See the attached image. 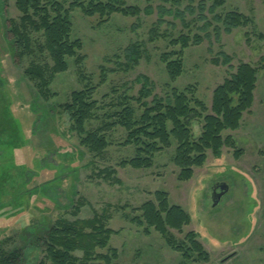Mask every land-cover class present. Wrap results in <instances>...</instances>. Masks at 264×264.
I'll list each match as a JSON object with an SVG mask.
<instances>
[{
	"label": "rangeland",
	"instance_id": "1",
	"mask_svg": "<svg viewBox=\"0 0 264 264\" xmlns=\"http://www.w3.org/2000/svg\"><path fill=\"white\" fill-rule=\"evenodd\" d=\"M57 1L69 9L76 0ZM123 1L140 8L142 14L138 18L114 14L103 20L87 17L81 9L71 12V39L81 41L83 48L76 58L67 60L68 71L55 78L45 101L25 72L32 63L49 67L53 63L47 53L19 58L11 21L18 23L21 15L15 2L0 0V252L19 253V264H41L46 260V235L56 222L105 214L107 227L118 234L100 254L116 249L118 264H188L156 229L147 235V226L136 222L147 203L158 205L160 192L168 195L171 207H180L191 220L182 232L169 230V237L184 243L195 233L210 257L207 264H264V0H225L218 13L238 12L251 21L250 26L223 34L221 42L213 38L190 47L184 52L183 74L175 81L162 57L181 51L170 45L181 35H203L198 30L203 24L185 29L177 21L176 30L166 24L152 37L162 0ZM180 1L182 9L190 4V0ZM148 7L154 9L153 15L145 14ZM166 19L175 23L173 18ZM34 39L44 43L42 36ZM134 44L140 45L143 58L126 71L125 51ZM221 54L232 59L230 66L222 64ZM217 60L220 65L214 64ZM242 63L259 70L254 105L237 131L223 134L224 139L235 140L241 156L227 147L218 158L208 151L205 165L195 168L189 181L179 180L175 140L170 149L155 156L151 169L122 168V162L136 156L135 147L123 146L128 136L124 129L108 131L110 146L96 156L81 146V138L71 130L69 116L62 110L74 92L96 88L99 110L86 131H97L114 121L109 116L120 111L116 105L123 94L138 97L143 86L138 80L143 77L160 98L174 89L179 93L191 90L211 110L214 92ZM103 71L107 81L101 85ZM131 106L139 118L142 109L135 102ZM203 127L202 121L193 123L195 140L202 136ZM107 168L116 171L120 184L98 177ZM220 182L227 183L230 192L213 208V187ZM76 256L81 258L82 253Z\"/></svg>",
	"mask_w": 264,
	"mask_h": 264
},
{
	"label": "trees",
	"instance_id": "2",
	"mask_svg": "<svg viewBox=\"0 0 264 264\" xmlns=\"http://www.w3.org/2000/svg\"><path fill=\"white\" fill-rule=\"evenodd\" d=\"M15 2L21 17L19 22L11 21L12 36L20 59L37 56L38 53H47L53 63L52 67L32 63L25 72V78L33 83L42 99L50 98V87L59 74L68 71L67 60L76 58L82 50L81 41H72L71 12L81 9L87 17L100 16L103 20L114 14L138 18L142 10L138 7L127 6L123 0H76L67 9L57 0H10ZM190 0V4L182 9L180 0H162L164 5L157 8L159 20L151 31L152 37L164 25L177 29L179 21L185 29L195 24H203L194 37L181 35L172 40V47H181L179 53L165 54L162 61L166 64L167 72L172 81L182 76L184 71V52L190 47L201 46L205 40L221 42L223 34L230 35L236 29L248 27L251 21L238 12L222 16L218 11L224 8L225 0ZM171 4L168 8L166 5ZM211 4V5H209ZM145 14H154V9L148 7ZM173 18L175 23L168 22L166 18ZM192 18V20H188ZM42 36L44 43L34 39ZM223 65L230 66L232 59L221 54ZM126 71L138 66L143 58L140 45H131L125 51ZM220 65V60L214 62ZM235 71V70H234ZM259 70L248 64H240L236 73L227 79L223 85L214 92L212 108L209 110L202 102L197 100L190 90L179 93L173 90L171 95L160 98L154 95L155 86L147 77L138 80L143 83L137 98L122 95L120 103L116 106L120 111L109 116L114 120L105 124L94 132H87V124L94 119L99 110V104L94 96L96 88H88L74 92L70 102L62 106V110L69 116L71 130L81 138V146L100 156L110 146L106 133L115 128H122L127 132V140L123 146L136 148V156L129 161L121 163V167L131 166L136 170L151 169L154 166L155 156L177 143L174 164L180 169L179 180L189 181L195 168H202L207 161V152L211 151L215 157H220L222 150L227 147L236 151L235 156L240 157L235 140L230 136L224 139L227 131H237L241 126L244 115L254 105ZM107 72L103 71L101 85L106 84ZM151 99V100H150ZM137 103L142 109L138 118L137 111L131 106ZM195 121L204 123L202 136L195 140L192 134V125ZM116 171L107 168L98 173L99 178L120 184L115 178ZM156 205L147 203L142 209L143 217L136 219L139 226H147L145 233L154 228L176 252L180 253L185 263L207 264L210 262L208 253L198 242L197 235L190 233L187 242L178 243L169 237V230L182 232L190 225V217L180 208L171 207L168 195L157 193ZM77 209V214L80 212ZM108 218L96 215L93 219L76 220L70 222L59 220L46 235V260L41 264H118L119 252L114 249L108 255L100 254L106 250L113 235L118 234L107 227ZM82 253V257L76 256ZM19 253L6 255L0 252V264H19Z\"/></svg>",
	"mask_w": 264,
	"mask_h": 264
},
{
	"label": "water",
	"instance_id": "3",
	"mask_svg": "<svg viewBox=\"0 0 264 264\" xmlns=\"http://www.w3.org/2000/svg\"><path fill=\"white\" fill-rule=\"evenodd\" d=\"M230 192V187L227 183H218L213 187L212 191V204L213 208H217L224 197Z\"/></svg>",
	"mask_w": 264,
	"mask_h": 264
},
{
	"label": "flooded vegetation",
	"instance_id": "4",
	"mask_svg": "<svg viewBox=\"0 0 264 264\" xmlns=\"http://www.w3.org/2000/svg\"><path fill=\"white\" fill-rule=\"evenodd\" d=\"M216 184H218V183H216ZM216 184H215V185H216ZM211 199H212V197H211Z\"/></svg>",
	"mask_w": 264,
	"mask_h": 264
}]
</instances>
